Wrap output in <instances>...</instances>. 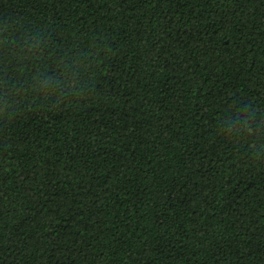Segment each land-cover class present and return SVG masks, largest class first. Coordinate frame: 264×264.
<instances>
[{"label": "trees", "instance_id": "16d2710c", "mask_svg": "<svg viewBox=\"0 0 264 264\" xmlns=\"http://www.w3.org/2000/svg\"><path fill=\"white\" fill-rule=\"evenodd\" d=\"M0 264H264V0H0Z\"/></svg>", "mask_w": 264, "mask_h": 264}, {"label": "clouds", "instance_id": "9594fccd", "mask_svg": "<svg viewBox=\"0 0 264 264\" xmlns=\"http://www.w3.org/2000/svg\"><path fill=\"white\" fill-rule=\"evenodd\" d=\"M49 99H50V98H49ZM257 111H258L257 109H253V110H252V114H253V115L257 114Z\"/></svg>", "mask_w": 264, "mask_h": 264}]
</instances>
